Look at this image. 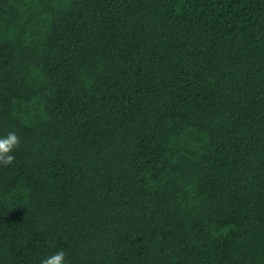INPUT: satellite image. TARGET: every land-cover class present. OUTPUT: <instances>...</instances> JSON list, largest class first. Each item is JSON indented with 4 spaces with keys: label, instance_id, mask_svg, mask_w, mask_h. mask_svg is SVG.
<instances>
[{
    "label": "trees",
    "instance_id": "16d2710c",
    "mask_svg": "<svg viewBox=\"0 0 264 264\" xmlns=\"http://www.w3.org/2000/svg\"><path fill=\"white\" fill-rule=\"evenodd\" d=\"M0 264H264V0H0Z\"/></svg>",
    "mask_w": 264,
    "mask_h": 264
},
{
    "label": "clouds",
    "instance_id": "9594fccd",
    "mask_svg": "<svg viewBox=\"0 0 264 264\" xmlns=\"http://www.w3.org/2000/svg\"><path fill=\"white\" fill-rule=\"evenodd\" d=\"M20 144V138L15 132H9L6 136L0 137V163L11 164L15 157L13 150ZM66 253L63 250L57 251L40 261V264H64Z\"/></svg>",
    "mask_w": 264,
    "mask_h": 264
}]
</instances>
